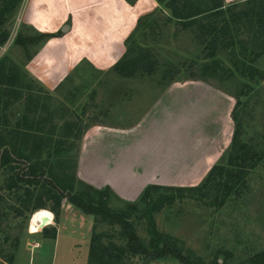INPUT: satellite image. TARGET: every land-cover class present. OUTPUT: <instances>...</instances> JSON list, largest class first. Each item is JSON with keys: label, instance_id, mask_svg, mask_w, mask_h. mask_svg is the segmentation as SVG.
Returning <instances> with one entry per match:
<instances>
[{"label": "rangeland", "instance_id": "obj_1", "mask_svg": "<svg viewBox=\"0 0 264 264\" xmlns=\"http://www.w3.org/2000/svg\"><path fill=\"white\" fill-rule=\"evenodd\" d=\"M9 1L0 0L1 30L9 34L7 42L0 47V61L8 57L9 64L13 62L26 71L25 65L29 58L45 43L41 40L39 43L23 45V42L18 41L20 37H40V34L54 36L60 31L63 35V27L70 26L71 21L61 24L54 33L39 32L33 26V17L28 13L30 0H22L7 13L4 8ZM242 1L245 0H225V7ZM165 3L157 2L155 10L140 15L132 30L133 32L136 28L140 17L151 13L142 21L131 46L152 50L160 64L156 75L149 77L138 74L126 79L109 69L93 67L85 59L69 74L70 78L62 88L60 86L63 82L54 90L36 83L53 95V100L49 102L52 108H65L68 118L73 121L79 119L82 125L131 129L146 119L140 131L128 136L127 140H120L126 143L130 141L128 145L119 140L108 141L102 149L91 151L83 160L82 172L85 176L98 184L101 180H113L124 192L118 193L109 186L99 189L79 178L97 190L109 188V206L117 212L126 213L127 223L133 224L137 235L145 242L150 238L148 211L151 208L147 198H144L146 189L150 186L196 187L214 165L226 164L227 156L222 160L221 157L226 150L230 153L232 149L234 115L240 128L239 143L248 147L252 154L249 157L253 158L248 159L246 166L259 159L257 166L248 174L246 186L241 187L237 194L232 195L220 207L214 202L219 196L214 185L204 202L193 197L196 194L189 196L185 193L184 198L176 199L172 205L166 206L160 213H154L152 217L157 231L183 241L187 248L195 252L200 260L199 264H254L255 256L264 251V81L260 76L252 79L242 75L239 65H253L264 73V55L256 58L251 45L247 52L242 50L239 42L245 41L248 36L243 26L241 34L236 36L238 45L234 49L220 48L214 57H210V39L202 42L197 27L183 30L171 18V12L165 7ZM37 21L40 28L47 24L44 17ZM125 50L126 48L124 53ZM169 64L179 66L182 71L170 84L162 81V74ZM192 74L200 80H190ZM175 88L181 90H173ZM216 91L233 98L231 121L225 125V111L222 114L223 120L218 118L224 107L220 105ZM233 96H238V100ZM24 113L25 105L22 103L13 105L7 111L2 110L0 104V121L6 116L11 127L16 126ZM54 122L58 125L63 123L58 118ZM5 129L10 128L0 123V134ZM87 145L88 142L84 147ZM79 146L80 157L83 139ZM184 158H196L197 161H190L182 170H177L176 175L170 174V168L165 170L158 177L162 185L152 184L156 178L145 175L148 186L138 195L144 179L132 176L136 174L135 170L145 171L147 168L151 171L150 162L172 163L174 159L177 161ZM203 158L207 159V163L198 175H189L186 169ZM186 163L183 162V165ZM23 165L20 164L21 169H24ZM9 167L11 166L0 168V264H9L8 259L12 255L16 257L21 244L28 243L33 249L32 235L48 225L51 219L41 215L36 220V215L54 209L52 203L47 204V210H34L33 201L25 203L28 188L25 184L18 187L12 185L10 177L14 174ZM117 171H121V177ZM85 188L76 182L75 192L85 191ZM32 189L33 187L30 190ZM133 190L135 191L131 193ZM163 193L165 192L162 190H152L150 198L157 200ZM66 204L73 208H67L64 215L69 213L71 216L73 211L77 214L84 213L64 200L58 218L63 215ZM90 216L93 218L94 233L108 235L117 247L124 246L119 225L110 226L101 220L95 223L94 216ZM58 218L56 219L59 220ZM30 226L37 231L30 233ZM110 239H106V243ZM32 255L27 250L24 259L29 261ZM57 261L60 264L61 257ZM125 261L127 264H182L172 257L148 263L146 257L141 255L125 257Z\"/></svg>", "mask_w": 264, "mask_h": 264}, {"label": "trees", "instance_id": "obj_2", "mask_svg": "<svg viewBox=\"0 0 264 264\" xmlns=\"http://www.w3.org/2000/svg\"><path fill=\"white\" fill-rule=\"evenodd\" d=\"M22 0H10L6 3L4 12L9 13L19 5ZM130 5H135L137 0H125ZM165 3L170 10L171 18L175 19L183 30L197 27L202 42L210 39V57H214L220 48L234 49L238 42L236 36L241 34V28L246 29L247 39L239 42L244 52L248 46H252V53L256 58L264 55V0H245L225 7V0H157ZM151 15L139 18L134 31L125 41V53L109 69L120 77L131 79L138 74L154 76L160 67L154 53L150 49L132 45V40L140 28L142 21ZM0 21V47L9 37L8 32L1 30ZM58 35L40 34V37H20L23 45L46 43ZM33 57V55H32ZM29 60H31V58ZM239 64V63H238ZM241 74L252 79L257 76L264 81V73L253 65H239ZM181 68L174 64L166 66L162 74V81L173 83L181 74ZM190 80H200L192 74ZM70 75L63 81V87ZM37 81L28 75L20 66L4 57L0 61V104L2 110L7 111L15 104L25 105V113L11 127L7 117L4 116L1 124L10 129H5L0 134V168L9 167L14 174L10 177L12 185L18 187L27 186V201L32 203L34 210H47V204H53L55 217L59 216V209L64 200L76 206L86 215H93L94 222L98 220L110 226L119 225L122 229L121 238L124 246H119L110 239V236L93 232L88 264H127L125 257L144 256L148 263L155 260L172 257L182 264H199V258L195 252L185 246V243L177 238L160 233L153 221V214L160 213L166 206L172 205L176 199L184 198L188 193L201 201L209 197L211 186L217 188L215 204L223 206L241 187L246 186V179L250 170L259 162H253L246 166L248 159L252 158L247 146L239 143L240 128L234 115L235 130L231 141V152L226 150L221 160L227 156L226 164L214 165L201 184L192 188H162L150 186L144 193L150 210L148 211L149 223L148 242L137 235L132 223H127V214L117 212L109 206L110 189L97 190L82 182L78 175L79 144L83 136L91 127L82 125L80 120H70L67 110L63 107L52 108L49 102L53 95ZM238 100V96H233ZM4 98V100H3ZM58 118L63 123L58 125L54 121ZM239 147V149H238ZM75 153L73 154V152ZM229 153V154H228ZM228 154V155H227ZM253 159V158H252ZM24 164L21 169L20 164ZM14 180V181H13ZM76 182L86 187L85 191L75 192ZM33 187L32 190H30ZM152 190H162L157 200H152ZM204 202V201H203ZM133 208L134 206L131 205ZM100 218V219H99ZM56 230L45 229L46 237L55 238ZM106 239H110L106 243ZM15 256L8 259V263L14 262ZM254 264H264V251L255 256Z\"/></svg>", "mask_w": 264, "mask_h": 264}, {"label": "crops", "instance_id": "obj_3", "mask_svg": "<svg viewBox=\"0 0 264 264\" xmlns=\"http://www.w3.org/2000/svg\"><path fill=\"white\" fill-rule=\"evenodd\" d=\"M156 7V0H137L135 5H130L125 0H30L28 13L33 17V26L39 32L54 33L61 24L68 21H71V24L61 37L48 40L27 62L25 70L37 82L43 84L49 90H54L85 59L93 67L101 70L110 69L124 53L126 38L132 32L136 19L142 14L152 12ZM40 17H44V21H47L44 28H40V25H38L37 20ZM173 90L178 91L181 89L175 88ZM216 93L219 96L220 105L224 107L223 112L220 108L218 118L222 121V114L225 111V122H223L225 125L229 123V120L231 121L230 113L234 107L233 98L229 94L220 91H216ZM145 121L144 118L137 127L131 129L102 125L91 127L83 138V146L78 161V177L99 189L109 186L118 193L124 192L113 180H101L98 184L85 176L82 172L83 160L91 151L97 152L102 149L108 141L127 140L128 136L131 137L132 134L141 130ZM85 141L88 142L87 147H84ZM120 142L126 143V141ZM85 148H87L86 151ZM175 161L176 159L172 163L154 161L149 164L152 167L151 171H148L147 168H145V171H141L142 169L135 170L136 174L132 176L143 177L144 179L141 182L138 195L148 186L145 181L147 175L156 178L152 184L162 185L158 181V177L165 170L170 168L172 171L170 174L176 175L177 170H182L183 167L190 164V161L194 162L197 159L184 158L177 159L176 163ZM185 161L187 163L183 165ZM206 163L207 159L203 158L200 162H196L190 168H187L186 172L191 176H196ZM117 172L121 177V171ZM134 191H131V193ZM68 205H65L63 215L61 214L59 220L56 217H54V220L50 219L48 225L32 235L33 241L31 243L37 241L40 245L38 248L33 250L28 246V243L20 245L14 264H59L57 260L60 257V264H88L93 218L78 211V214L73 211L71 216L69 213L64 215L67 208H73ZM45 229H55L57 232L56 237H46L44 235ZM27 250L33 253L29 261L26 258L24 259Z\"/></svg>", "mask_w": 264, "mask_h": 264}, {"label": "clouds", "instance_id": "obj_4", "mask_svg": "<svg viewBox=\"0 0 264 264\" xmlns=\"http://www.w3.org/2000/svg\"><path fill=\"white\" fill-rule=\"evenodd\" d=\"M42 214H46V215H43V216H48V217H50L51 219L54 220L55 214H54L53 212H50V211H45V212H41V213H39L38 215H36L35 219H36V220H39V219H40V216H41ZM29 231H30V233H35V232L37 231V229L32 228V227L30 226V227H29Z\"/></svg>", "mask_w": 264, "mask_h": 264}, {"label": "built area", "instance_id": "obj_5", "mask_svg": "<svg viewBox=\"0 0 264 264\" xmlns=\"http://www.w3.org/2000/svg\"><path fill=\"white\" fill-rule=\"evenodd\" d=\"M39 246H40V245H39V243H37V242H34L33 245H32L33 249L38 248Z\"/></svg>", "mask_w": 264, "mask_h": 264}, {"label": "water", "instance_id": "obj_6", "mask_svg": "<svg viewBox=\"0 0 264 264\" xmlns=\"http://www.w3.org/2000/svg\"><path fill=\"white\" fill-rule=\"evenodd\" d=\"M67 29H68V26H65V27H63L62 31L65 32V31H67Z\"/></svg>", "mask_w": 264, "mask_h": 264}, {"label": "snow or ice", "instance_id": "obj_7", "mask_svg": "<svg viewBox=\"0 0 264 264\" xmlns=\"http://www.w3.org/2000/svg\"><path fill=\"white\" fill-rule=\"evenodd\" d=\"M42 215H46V214H42Z\"/></svg>", "mask_w": 264, "mask_h": 264}]
</instances>
